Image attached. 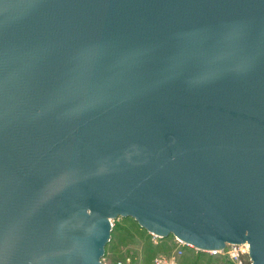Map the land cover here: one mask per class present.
Instances as JSON below:
<instances>
[{
	"label": "water",
	"instance_id": "95a60500",
	"mask_svg": "<svg viewBox=\"0 0 264 264\" xmlns=\"http://www.w3.org/2000/svg\"><path fill=\"white\" fill-rule=\"evenodd\" d=\"M119 217L264 264V0H0V264Z\"/></svg>",
	"mask_w": 264,
	"mask_h": 264
},
{
	"label": "rangeland",
	"instance_id": "374dc122",
	"mask_svg": "<svg viewBox=\"0 0 264 264\" xmlns=\"http://www.w3.org/2000/svg\"><path fill=\"white\" fill-rule=\"evenodd\" d=\"M176 248L173 234L160 237L141 227L133 217H119L113 220L111 240L102 261L108 264H154L157 257L172 256ZM240 253L241 250L232 245L217 254L186 245L184 254L177 257V264H241L242 259L246 264L242 256H237Z\"/></svg>",
	"mask_w": 264,
	"mask_h": 264
},
{
	"label": "built area",
	"instance_id": "2783aa9c",
	"mask_svg": "<svg viewBox=\"0 0 264 264\" xmlns=\"http://www.w3.org/2000/svg\"><path fill=\"white\" fill-rule=\"evenodd\" d=\"M176 240L178 241V244H179V247L178 249H176V251L174 252V254L170 257H157L154 261V264H177V257H179L180 255H182L183 253V247L185 245H189L187 244L186 242L180 240L179 238H176ZM231 245V244H230ZM229 245H227L228 247ZM235 247V249H240L241 250V253L242 254H246L248 256V260L250 261V264H251V259H250V256H249V246L248 244H239V245H232ZM242 246H245V247H242ZM226 247V248H227ZM226 248H223V249H210V250H206V251H209V252H212L214 254H217L218 252H223ZM237 254L238 257H240L242 254ZM243 259L240 260V263L243 264Z\"/></svg>",
	"mask_w": 264,
	"mask_h": 264
},
{
	"label": "trees",
	"instance_id": "16d2710c",
	"mask_svg": "<svg viewBox=\"0 0 264 264\" xmlns=\"http://www.w3.org/2000/svg\"><path fill=\"white\" fill-rule=\"evenodd\" d=\"M171 235H172V234H171ZM109 242H110V241H109ZM175 242H176V245H177V248H178V247H179V244H178V241L176 240V237H175ZM185 246H186V245H185ZM185 246L183 247V253H182V254H184ZM177 248H176V249H177ZM241 256H242V258L245 259V263H246V264H249L248 256H247L246 254H242Z\"/></svg>",
	"mask_w": 264,
	"mask_h": 264
},
{
	"label": "bare ground",
	"instance_id": "6f19581e",
	"mask_svg": "<svg viewBox=\"0 0 264 264\" xmlns=\"http://www.w3.org/2000/svg\"><path fill=\"white\" fill-rule=\"evenodd\" d=\"M112 224H113V220H112ZM189 245L193 246L192 244H189ZM193 247H195V246H193ZM200 250H201V249H200Z\"/></svg>",
	"mask_w": 264,
	"mask_h": 264
}]
</instances>
